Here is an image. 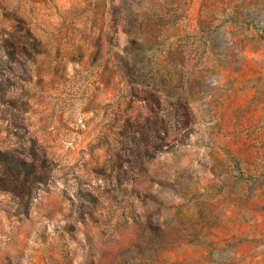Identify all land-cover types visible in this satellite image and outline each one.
<instances>
[{"label":"rangeland","instance_id":"obj_1","mask_svg":"<svg viewBox=\"0 0 264 264\" xmlns=\"http://www.w3.org/2000/svg\"><path fill=\"white\" fill-rule=\"evenodd\" d=\"M0 264H264V0H0Z\"/></svg>","mask_w":264,"mask_h":264},{"label":"trees","instance_id":"obj_2","mask_svg":"<svg viewBox=\"0 0 264 264\" xmlns=\"http://www.w3.org/2000/svg\"><path fill=\"white\" fill-rule=\"evenodd\" d=\"M18 163H19V164H24V162L21 161V160H20V161L18 160ZM34 175H36V174L34 173ZM24 177H25V174L23 173L22 176H21V179H22V180L20 179L21 182H22V184H24L25 182H27V181L23 180Z\"/></svg>","mask_w":264,"mask_h":264}]
</instances>
